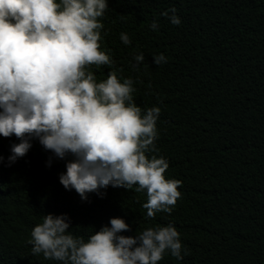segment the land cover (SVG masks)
I'll return each instance as SVG.
<instances>
[{
	"label": "trees",
	"instance_id": "trees-1",
	"mask_svg": "<svg viewBox=\"0 0 264 264\" xmlns=\"http://www.w3.org/2000/svg\"><path fill=\"white\" fill-rule=\"evenodd\" d=\"M108 3L102 50L123 69L121 80L136 81V104L161 109L153 154L169 161L165 176L182 182L181 198L155 219L142 208L146 192L135 188L109 187L104 198L90 193L82 201L59 182L66 160L46 166L52 153L33 140L8 166L11 145L20 141L0 136V264H59L32 255L26 243L49 213L67 214L69 231L85 240L113 217L131 226L125 236L172 224L189 254L177 260L169 253L158 264H264V0ZM172 8L178 26L168 18ZM141 52L145 61L134 70ZM161 53L167 63L157 66L153 56ZM93 71L99 82L109 69Z\"/></svg>",
	"mask_w": 264,
	"mask_h": 264
},
{
	"label": "clouds",
	"instance_id": "clouds-1",
	"mask_svg": "<svg viewBox=\"0 0 264 264\" xmlns=\"http://www.w3.org/2000/svg\"><path fill=\"white\" fill-rule=\"evenodd\" d=\"M108 10V0H0V136L20 141L11 145L8 166L37 140L52 153L46 166L53 158L66 160V172L59 175L65 190L87 201L90 193L104 198L109 187L135 188L146 192L142 208L155 219L172 213L182 182L167 179L169 161L153 154L159 153L161 109L142 110L133 96L136 81L121 80L117 73L123 69L110 50H102ZM169 11L170 17L162 15L180 25L177 10ZM150 27L158 30V22ZM120 39L131 44L127 33ZM133 59L135 70L145 56ZM153 62L159 66L167 58L161 53ZM102 67L109 71L98 82L93 68ZM71 226L67 214L44 215L26 241L32 255L59 264H158L169 253L177 260L189 254L172 224L125 236L131 226L113 217L87 240L69 231Z\"/></svg>",
	"mask_w": 264,
	"mask_h": 264
}]
</instances>
